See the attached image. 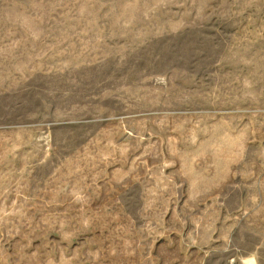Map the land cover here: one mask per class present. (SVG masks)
I'll return each instance as SVG.
<instances>
[{
  "label": "rangeland",
  "instance_id": "rangeland-1",
  "mask_svg": "<svg viewBox=\"0 0 264 264\" xmlns=\"http://www.w3.org/2000/svg\"><path fill=\"white\" fill-rule=\"evenodd\" d=\"M264 264V0H0V264Z\"/></svg>",
  "mask_w": 264,
  "mask_h": 264
},
{
  "label": "bare ground",
  "instance_id": "bare-ground-1",
  "mask_svg": "<svg viewBox=\"0 0 264 264\" xmlns=\"http://www.w3.org/2000/svg\"><path fill=\"white\" fill-rule=\"evenodd\" d=\"M234 264H236V263H234Z\"/></svg>",
  "mask_w": 264,
  "mask_h": 264
}]
</instances>
